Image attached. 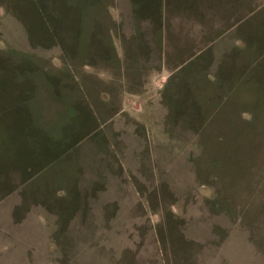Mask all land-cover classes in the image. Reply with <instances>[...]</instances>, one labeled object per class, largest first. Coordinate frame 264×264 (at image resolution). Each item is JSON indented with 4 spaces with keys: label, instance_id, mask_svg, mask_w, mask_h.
<instances>
[{
    "label": "rangeland",
    "instance_id": "rangeland-1",
    "mask_svg": "<svg viewBox=\"0 0 264 264\" xmlns=\"http://www.w3.org/2000/svg\"><path fill=\"white\" fill-rule=\"evenodd\" d=\"M0 264H264V0H0Z\"/></svg>",
    "mask_w": 264,
    "mask_h": 264
},
{
    "label": "crops",
    "instance_id": "crops-1",
    "mask_svg": "<svg viewBox=\"0 0 264 264\" xmlns=\"http://www.w3.org/2000/svg\"><path fill=\"white\" fill-rule=\"evenodd\" d=\"M11 223H14V224H17V223L19 224V223H20V224H21V223H22V220L20 219V220H18V222H17V221H16V222H13V221L11 220Z\"/></svg>",
    "mask_w": 264,
    "mask_h": 264
}]
</instances>
